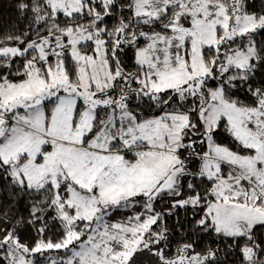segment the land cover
I'll return each mask as SVG.
<instances>
[{"label":"snow or ice","instance_id":"snow-or-ice-1","mask_svg":"<svg viewBox=\"0 0 264 264\" xmlns=\"http://www.w3.org/2000/svg\"><path fill=\"white\" fill-rule=\"evenodd\" d=\"M16 9L24 29L0 36V264H264V6Z\"/></svg>","mask_w":264,"mask_h":264},{"label":"trees","instance_id":"trees-1","mask_svg":"<svg viewBox=\"0 0 264 264\" xmlns=\"http://www.w3.org/2000/svg\"><path fill=\"white\" fill-rule=\"evenodd\" d=\"M18 3V0H0V36L7 32H20L25 27V20L20 16L16 9V5ZM0 203H7L5 196L3 194H0ZM27 200H22L16 207L19 209L20 215L27 218L28 213L26 211L27 207ZM123 215V212L117 213V216ZM169 223H171V220H169ZM60 231V228L58 225L52 227V231L48 233V235H51L55 238V234ZM24 237L30 242L34 236L35 232L31 228H26L24 230ZM179 239V237H177ZM209 241L207 239L204 240V243H208ZM221 248H224V244L221 243ZM225 249V253H226ZM46 256L48 253L45 254ZM51 255H56L55 252L51 253ZM234 257L228 258V264H232ZM40 264H47V261L44 259L40 260Z\"/></svg>","mask_w":264,"mask_h":264},{"label":"rangeland","instance_id":"rangeland-1","mask_svg":"<svg viewBox=\"0 0 264 264\" xmlns=\"http://www.w3.org/2000/svg\"><path fill=\"white\" fill-rule=\"evenodd\" d=\"M250 2L254 5L255 10H259L262 6V0H250Z\"/></svg>","mask_w":264,"mask_h":264}]
</instances>
